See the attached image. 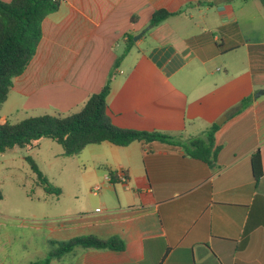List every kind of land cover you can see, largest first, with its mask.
Wrapping results in <instances>:
<instances>
[{"label":"crops","instance_id":"crops-1","mask_svg":"<svg viewBox=\"0 0 264 264\" xmlns=\"http://www.w3.org/2000/svg\"><path fill=\"white\" fill-rule=\"evenodd\" d=\"M63 4L67 10L52 18ZM160 9L178 13L153 26ZM56 13L44 20L38 53L10 91L24 98V109L78 112L112 74L107 106L113 124L173 139L86 147L82 153L95 174L94 188L101 187L103 209L34 225L16 224L0 212V264H47L54 242L86 235L120 238L126 248H78L50 264L138 263L144 240L152 238L170 247L163 264H264L259 0H63ZM137 34L139 41L114 69L119 43L125 42V51L127 36ZM211 133L217 151L212 167L189 153L193 141L209 145ZM256 152L263 171L258 179ZM109 172L126 181L111 184Z\"/></svg>","mask_w":264,"mask_h":264},{"label":"trees","instance_id":"trees-1","mask_svg":"<svg viewBox=\"0 0 264 264\" xmlns=\"http://www.w3.org/2000/svg\"><path fill=\"white\" fill-rule=\"evenodd\" d=\"M63 0H11L0 1V111L7 101L13 88L14 80L27 70L35 58L43 38L44 20L59 11ZM264 8V0H259ZM165 9L153 13L150 24L158 25L167 18L176 15ZM132 35L127 36L125 51L115 64L118 68L121 60L134 45ZM111 76L103 88L89 96L84 107L70 114H42L32 116L16 123L0 122V154L15 148L34 147L43 138H48L60 144L66 157L78 156L86 147L108 142L115 146L125 147L132 142H171L172 136L159 132L138 131L119 128L113 124L108 113L107 97L111 91ZM218 128L216 124L213 129ZM210 144L196 140L191 143L193 149L190 155L209 166L217 162V151H213L214 138L209 136ZM25 160L40 181L47 186L48 179L39 170L31 156ZM252 169L256 179L263 175L260 153L252 155ZM109 182L113 185L121 183L115 173L109 172ZM47 193H51L46 188ZM59 193V192H58ZM1 198V195H0ZM58 250L52 251L47 264L56 259L59 262L76 249H95L100 251H124L125 242L120 238L101 239L94 235L76 237L67 241L54 242ZM144 258L134 264H163L170 247L163 238L144 240Z\"/></svg>","mask_w":264,"mask_h":264},{"label":"rangeland","instance_id":"rangeland-1","mask_svg":"<svg viewBox=\"0 0 264 264\" xmlns=\"http://www.w3.org/2000/svg\"><path fill=\"white\" fill-rule=\"evenodd\" d=\"M62 6L61 13L52 15V18H60L62 12L67 10L65 4ZM149 27L146 26L143 31ZM139 35H135L133 40L139 41V38L135 40ZM50 43L52 47H56L57 41L54 39ZM124 43H119L116 55L123 54ZM24 103L23 97L10 92L0 116H6L8 121L16 123L43 113L24 109ZM62 154V146L48 138L41 139L39 147L15 148L0 154V193L4 198L0 202V212L15 217L16 224L34 225L62 215H88L97 207L103 209L99 204L100 194L95 195L93 192L95 174L87 166V151L73 157ZM27 156L33 158L48 179V186L39 180L30 163L25 160ZM46 188L50 189V194L46 192ZM57 250L54 247L50 251ZM31 260L41 261L37 256H33Z\"/></svg>","mask_w":264,"mask_h":264},{"label":"built area","instance_id":"built-area-1","mask_svg":"<svg viewBox=\"0 0 264 264\" xmlns=\"http://www.w3.org/2000/svg\"><path fill=\"white\" fill-rule=\"evenodd\" d=\"M120 180L122 182H125L126 181V177L122 174L121 177H120ZM100 190H101L100 186H96L95 188H93V192H94L95 195L99 194Z\"/></svg>","mask_w":264,"mask_h":264},{"label":"water","instance_id":"water-1","mask_svg":"<svg viewBox=\"0 0 264 264\" xmlns=\"http://www.w3.org/2000/svg\"><path fill=\"white\" fill-rule=\"evenodd\" d=\"M150 27H151V26H150ZM138 37H139V36H138ZM138 37H137V38H138ZM137 38H135V40H136ZM263 94H264V91H263V90H260V91L257 92L256 95H257V96H260V95H263ZM225 119H226V117H223V120H225ZM221 124H222L221 121H217V125L220 126Z\"/></svg>","mask_w":264,"mask_h":264}]
</instances>
